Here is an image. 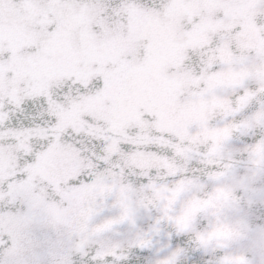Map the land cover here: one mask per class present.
<instances>
[{
  "label": "snow or ice",
  "instance_id": "snow-or-ice-1",
  "mask_svg": "<svg viewBox=\"0 0 264 264\" xmlns=\"http://www.w3.org/2000/svg\"><path fill=\"white\" fill-rule=\"evenodd\" d=\"M0 264H264V0H0Z\"/></svg>",
  "mask_w": 264,
  "mask_h": 264
}]
</instances>
